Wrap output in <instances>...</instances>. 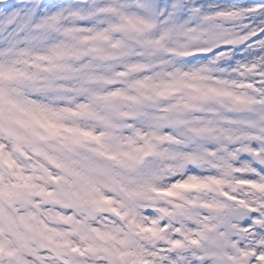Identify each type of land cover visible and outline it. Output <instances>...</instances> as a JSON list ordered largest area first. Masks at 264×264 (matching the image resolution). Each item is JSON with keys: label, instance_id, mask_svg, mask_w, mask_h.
I'll list each match as a JSON object with an SVG mask.
<instances>
[{"label": "snow or ice", "instance_id": "snow-or-ice-1", "mask_svg": "<svg viewBox=\"0 0 264 264\" xmlns=\"http://www.w3.org/2000/svg\"><path fill=\"white\" fill-rule=\"evenodd\" d=\"M0 264H264V0H0Z\"/></svg>", "mask_w": 264, "mask_h": 264}, {"label": "clouds", "instance_id": "clouds-1", "mask_svg": "<svg viewBox=\"0 0 264 264\" xmlns=\"http://www.w3.org/2000/svg\"><path fill=\"white\" fill-rule=\"evenodd\" d=\"M191 253H188V255H190Z\"/></svg>", "mask_w": 264, "mask_h": 264}]
</instances>
